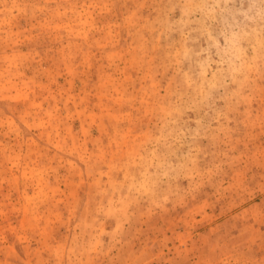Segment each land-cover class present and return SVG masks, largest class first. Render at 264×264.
<instances>
[{"label": "rangeland", "instance_id": "rangeland-1", "mask_svg": "<svg viewBox=\"0 0 264 264\" xmlns=\"http://www.w3.org/2000/svg\"><path fill=\"white\" fill-rule=\"evenodd\" d=\"M0 264H264V0H0Z\"/></svg>", "mask_w": 264, "mask_h": 264}]
</instances>
